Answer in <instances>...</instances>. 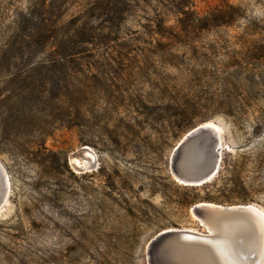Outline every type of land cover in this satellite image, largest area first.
<instances>
[{
  "label": "rangeland",
  "instance_id": "374dc122",
  "mask_svg": "<svg viewBox=\"0 0 264 264\" xmlns=\"http://www.w3.org/2000/svg\"><path fill=\"white\" fill-rule=\"evenodd\" d=\"M208 123L219 173L184 186ZM0 163V264H149L197 204L264 211V0H0Z\"/></svg>",
  "mask_w": 264,
  "mask_h": 264
},
{
  "label": "water",
  "instance_id": "95a60500",
  "mask_svg": "<svg viewBox=\"0 0 264 264\" xmlns=\"http://www.w3.org/2000/svg\"><path fill=\"white\" fill-rule=\"evenodd\" d=\"M222 139L221 130L209 124L190 131L172 159L177 182L200 187L215 179L222 162ZM87 153L95 155L89 149ZM8 195V179L0 163V208ZM193 214L201 229L173 228L159 233L148 246L149 264H264V215L257 206L206 202L197 204ZM155 249L158 261L153 258Z\"/></svg>",
  "mask_w": 264,
  "mask_h": 264
},
{
  "label": "bare ground",
  "instance_id": "6f19581e",
  "mask_svg": "<svg viewBox=\"0 0 264 264\" xmlns=\"http://www.w3.org/2000/svg\"><path fill=\"white\" fill-rule=\"evenodd\" d=\"M212 126H215L213 124H209ZM216 127V126H215ZM218 128V127H216ZM219 129V128H218ZM223 146V145H222ZM84 152V151H83ZM95 156L93 154H85L81 157V159L76 158L73 160V165L76 169L78 170H87L88 168H91L94 163H95ZM255 206V205H254ZM260 209V208H259ZM260 211L262 212V214L264 215V211L262 209H260Z\"/></svg>",
  "mask_w": 264,
  "mask_h": 264
},
{
  "label": "trees",
  "instance_id": "16d2710c",
  "mask_svg": "<svg viewBox=\"0 0 264 264\" xmlns=\"http://www.w3.org/2000/svg\"><path fill=\"white\" fill-rule=\"evenodd\" d=\"M208 124H213V125H215L214 123H208ZM216 127H218L217 125H215ZM219 128V127H218ZM220 129V128H219ZM221 130V129H220ZM209 184V183H208ZM205 185H207V184H205ZM205 185H203V186H200V187H204ZM158 252H157V250L155 249L154 250V252H153V258H154V260H156V261H158Z\"/></svg>",
  "mask_w": 264,
  "mask_h": 264
}]
</instances>
